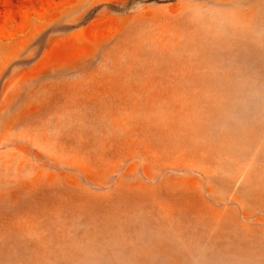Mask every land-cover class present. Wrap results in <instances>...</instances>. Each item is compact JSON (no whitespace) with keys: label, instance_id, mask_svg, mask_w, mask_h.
Masks as SVG:
<instances>
[{"label":"rangeland","instance_id":"374dc122","mask_svg":"<svg viewBox=\"0 0 264 264\" xmlns=\"http://www.w3.org/2000/svg\"><path fill=\"white\" fill-rule=\"evenodd\" d=\"M0 264H264V0H0Z\"/></svg>","mask_w":264,"mask_h":264},{"label":"bare ground","instance_id":"6f19581e","mask_svg":"<svg viewBox=\"0 0 264 264\" xmlns=\"http://www.w3.org/2000/svg\"><path fill=\"white\" fill-rule=\"evenodd\" d=\"M93 255H95V254H93Z\"/></svg>","mask_w":264,"mask_h":264}]
</instances>
